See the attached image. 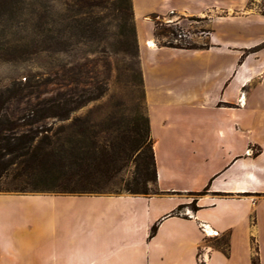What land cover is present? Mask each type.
<instances>
[{
  "label": "crops",
  "instance_id": "1",
  "mask_svg": "<svg viewBox=\"0 0 264 264\" xmlns=\"http://www.w3.org/2000/svg\"><path fill=\"white\" fill-rule=\"evenodd\" d=\"M131 4L158 192H0V264H264V0ZM184 15L207 40L159 44L153 18ZM43 199L38 227L23 205Z\"/></svg>",
  "mask_w": 264,
  "mask_h": 264
},
{
  "label": "rangeland",
  "instance_id": "2",
  "mask_svg": "<svg viewBox=\"0 0 264 264\" xmlns=\"http://www.w3.org/2000/svg\"><path fill=\"white\" fill-rule=\"evenodd\" d=\"M125 1L0 0V116L16 120L27 114L33 104L49 98L97 97L71 112L66 120L45 119V125L52 128L50 133L63 126L61 137L83 139L87 146L96 140L105 145L112 143L118 150L125 149L113 168L110 166L111 170L101 176L102 186L93 193H124L135 177H142L137 163L152 148V140L147 137L145 152L138 155L132 134L130 138L121 126L126 121H131L132 126L137 116H147L135 19L132 8L128 12L122 9ZM39 11L43 13L42 34L38 33ZM153 20L160 21L158 17ZM174 20L172 25L155 24L159 44H202L207 40V18L184 15ZM236 27L235 22L220 25L219 31L225 32L221 38H234L230 33ZM257 31L264 34V25ZM255 47H264V40ZM103 125L110 128L103 130ZM79 128L86 132V137L76 134ZM16 171L13 165L2 177L0 192L73 194L19 191L15 187L24 182L25 176L15 178ZM149 187L157 191V184ZM51 207L47 199L29 200L23 205L29 213L27 221L34 220L38 227H47V210Z\"/></svg>",
  "mask_w": 264,
  "mask_h": 264
},
{
  "label": "trees",
  "instance_id": "3",
  "mask_svg": "<svg viewBox=\"0 0 264 264\" xmlns=\"http://www.w3.org/2000/svg\"><path fill=\"white\" fill-rule=\"evenodd\" d=\"M125 2L126 5L122 9L128 12L132 8L131 0ZM39 10H42V6ZM41 12L38 13L39 34H42L43 24ZM155 24L163 23L156 21ZM167 45L198 47L195 43L184 45L171 42ZM96 98H49L36 102L27 114L16 120L0 116V185L9 168L16 165L15 178L25 176L24 182L15 187L19 191L30 189L84 194L100 189L101 176L111 170L110 166L114 165L125 149L118 150L119 147L116 148L112 143L105 145L96 140L87 146L83 139L61 137L60 133L65 131L63 126L50 133L52 128L45 125V119L48 118L68 119L71 112L86 106ZM121 126L130 138L132 134L135 148L139 150L138 155L144 154L145 139L148 137L152 140L148 117L137 116L132 126L131 121L123 122ZM102 127L103 130L110 128L109 125ZM75 132L78 136L86 137V132L81 128ZM96 135L94 133V136ZM137 170L142 177H135L133 184H128L125 192L144 195L157 193L158 190L154 192L149 187L157 183L153 147L150 148V154H144L142 162L137 163ZM155 230L156 226H153L152 233ZM253 264H258L256 256L253 257Z\"/></svg>",
  "mask_w": 264,
  "mask_h": 264
},
{
  "label": "built area",
  "instance_id": "4",
  "mask_svg": "<svg viewBox=\"0 0 264 264\" xmlns=\"http://www.w3.org/2000/svg\"><path fill=\"white\" fill-rule=\"evenodd\" d=\"M160 20V19H159ZM162 20V19H161ZM160 20V21H161ZM162 23H164L165 25H172V24H175L176 20L172 19V18H168V19H165L164 21L162 20L161 21ZM180 38L182 37V34L179 35Z\"/></svg>",
  "mask_w": 264,
  "mask_h": 264
},
{
  "label": "bare ground",
  "instance_id": "5",
  "mask_svg": "<svg viewBox=\"0 0 264 264\" xmlns=\"http://www.w3.org/2000/svg\"><path fill=\"white\" fill-rule=\"evenodd\" d=\"M148 46L153 47L155 45L154 41L149 39L146 43ZM208 228V227H207ZM211 230V229H210ZM212 235L215 234L214 232H210Z\"/></svg>",
  "mask_w": 264,
  "mask_h": 264
}]
</instances>
